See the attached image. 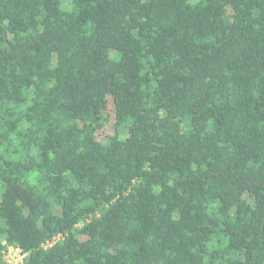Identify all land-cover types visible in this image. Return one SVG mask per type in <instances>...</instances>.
Returning a JSON list of instances; mask_svg holds the SVG:
<instances>
[{
  "label": "trees",
  "instance_id": "obj_1",
  "mask_svg": "<svg viewBox=\"0 0 264 264\" xmlns=\"http://www.w3.org/2000/svg\"><path fill=\"white\" fill-rule=\"evenodd\" d=\"M9 246L264 264V0H0V264Z\"/></svg>",
  "mask_w": 264,
  "mask_h": 264
},
{
  "label": "rangeland",
  "instance_id": "obj_2",
  "mask_svg": "<svg viewBox=\"0 0 264 264\" xmlns=\"http://www.w3.org/2000/svg\"><path fill=\"white\" fill-rule=\"evenodd\" d=\"M65 3H63L62 6H64ZM114 113H115L114 104L112 102V99L109 97V99H108V114H109L110 120L108 122H106L105 129L98 133V138L102 141L106 140L107 137L114 132V127H113Z\"/></svg>",
  "mask_w": 264,
  "mask_h": 264
},
{
  "label": "built area",
  "instance_id": "obj_3",
  "mask_svg": "<svg viewBox=\"0 0 264 264\" xmlns=\"http://www.w3.org/2000/svg\"><path fill=\"white\" fill-rule=\"evenodd\" d=\"M23 256L24 255L20 252L19 248L9 246L4 258L9 264H17L22 261Z\"/></svg>",
  "mask_w": 264,
  "mask_h": 264
}]
</instances>
